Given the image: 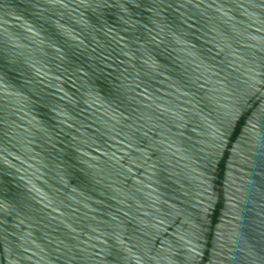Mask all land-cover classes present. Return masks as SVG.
I'll return each instance as SVG.
<instances>
[{"label":"water","instance_id":"obj_1","mask_svg":"<svg viewBox=\"0 0 264 264\" xmlns=\"http://www.w3.org/2000/svg\"><path fill=\"white\" fill-rule=\"evenodd\" d=\"M0 264H264V0H0Z\"/></svg>","mask_w":264,"mask_h":264}]
</instances>
